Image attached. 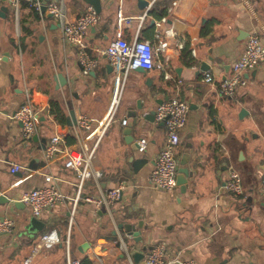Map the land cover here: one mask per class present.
Segmentation results:
<instances>
[{"label": "crops", "instance_id": "crops-1", "mask_svg": "<svg viewBox=\"0 0 264 264\" xmlns=\"http://www.w3.org/2000/svg\"><path fill=\"white\" fill-rule=\"evenodd\" d=\"M63 1L70 17L89 6L83 0ZM156 1L101 0L99 21L85 38L87 50L98 63L84 74L77 47L63 43L53 17L47 14L41 21L39 14L27 15L24 25L29 31L23 32L20 19L31 13V8L21 9L15 29L9 20L13 15L9 5L0 0V6H7L5 15L0 16V54L9 53L6 60H0V188L10 199L0 204V216L9 215L15 221L12 233L0 235V264L14 262L18 253L29 254L23 259L33 258L41 249L40 234L49 232L45 228L51 221L65 225L63 236L55 229L60 241L45 247L51 256L61 258L60 264H75L84 256L93 264H130L121 241L131 253L133 264H143L146 250L160 242L171 264L188 260L193 264H264V196L260 192L264 174V62L245 73L246 84L231 96L221 95L213 83L205 82L206 69H200L205 62L216 79H223L243 51L248 34H258L264 45V0H176L175 5L171 4L173 0H166L162 28H171L184 38L187 53L182 55L183 46L169 49L166 70L155 59L151 69L128 71L114 119L94 150L92 163L101 171L100 178L84 180L73 212L68 199L37 218L44 222L39 232L28 229L32 217L28 208L11 201L20 192L44 183L42 172L37 170L43 164L41 139L47 142L59 131L73 135L68 121L61 124L49 113L51 98L59 100L69 121L71 110L74 115L81 113L95 121L104 117L109 97L107 89L100 87L113 73L106 57L96 50L115 37L118 13L129 18L123 24L125 39L138 36L153 40L155 25L151 21L158 17L151 11H158L154 8ZM148 8L149 12L139 19ZM57 72L67 79L58 88L54 80ZM28 95L43 106L36 140L24 139L20 123L9 118ZM173 96L189 104L175 157L178 166L186 167L191 174L185 186L163 190L151 186L148 176L166 139L164 125L155 122L154 114L139 119L131 134L136 142L147 140L143 151L132 150L122 129L131 121L129 113L137 109L138 101L144 114ZM122 117L127 118L125 125L119 122ZM94 141L96 137L89 144ZM68 144L75 146V139ZM12 163L22 168L11 172ZM51 167L64 180L62 190L73 196L76 175L62 161ZM231 167L242 177L243 192L236 197L224 188ZM118 185L122 193L111 215L96 210L94 203L85 199ZM139 221L138 242L116 228L119 222L136 226ZM84 242L89 243L87 249L81 247ZM143 247V257L135 263L132 255Z\"/></svg>", "mask_w": 264, "mask_h": 264}, {"label": "built area", "instance_id": "built-area-1", "mask_svg": "<svg viewBox=\"0 0 264 264\" xmlns=\"http://www.w3.org/2000/svg\"><path fill=\"white\" fill-rule=\"evenodd\" d=\"M1 1L9 5L15 17L17 28L23 3L28 8L37 11L41 21H43L45 15L49 14L54 18L60 30L63 43L77 47V59L82 73L87 74L96 67L98 60L96 57L90 55L85 44L87 32L99 21V13L92 6L89 5L78 15L70 17L63 0H51L47 2L43 0ZM171 4L175 5L176 0H173ZM42 6H44V11H41ZM144 15L145 13L139 15L138 18L142 20ZM127 22H129V18L122 17L118 13L115 37L109 40L103 49L96 50L106 57L108 63L111 65L114 78V87L109 96L107 113L96 121L81 113L74 115L75 122L71 125L70 132L74 136L75 146L67 143V132L59 131L54 133L42 148L43 164L37 169L42 172L44 183L24 190L17 197L11 199V201L23 203L35 218H40L45 212L67 202L68 199L72 201L73 212L77 200L81 196L84 180L89 177H94L96 180L100 178L101 171L96 169L92 163L94 150L98 139H100L107 126L114 119V114L120 101L123 81L128 71L138 67L151 69L154 66L155 59L158 60L159 66L163 70H166L169 60L168 50L180 48L184 44V38L177 35L173 29L162 28L165 22L164 16L154 19L153 40L138 38V36H135L130 41L125 39L123 37V24ZM262 62H264V45L260 42L258 34L252 32L247 35L243 51L233 61L229 72L223 79H216L211 70L206 69L203 71V80L213 83L221 95L231 96L236 92L237 87L246 84L245 73L251 71ZM164 73L167 76V73ZM42 110L43 106L33 100L31 95H28L25 101L9 114L10 119L20 123L21 135L24 139L29 140L34 134H37L40 123L39 114ZM188 112V102L176 96L163 100L154 109L155 122L163 123L166 132L165 142L159 150L148 176V182L154 188L172 190L176 186L178 162L175 157V147L179 142L180 132L186 124ZM119 122L125 125L127 118L122 117L119 119ZM94 137H96V141L91 146L89 141ZM137 144L138 150L143 151L147 140L140 138L137 140ZM56 161H62L64 167L70 169L76 175L75 193L71 197L62 190L61 182L64 181L63 178L51 167ZM21 168L22 165L12 163L10 171H19ZM16 183L17 181L12 186ZM224 188L235 197L242 194V177L237 169L229 168ZM260 192L264 196V174L261 177ZM121 193L122 186L118 185L101 192L99 196L85 197V199L92 201L96 210L103 209L111 215L112 206L121 197ZM2 194L5 195L4 191L0 188V195ZM14 225L15 221L11 216H0V235L12 233ZM59 241V235L53 229L47 233H43L39 237L38 246L51 247ZM121 244L129 263L133 264L131 253L123 241H121ZM165 252L166 249L163 242L154 244L146 250L143 264H171L165 258ZM177 264H193V261H177Z\"/></svg>", "mask_w": 264, "mask_h": 264}, {"label": "water", "instance_id": "water-1", "mask_svg": "<svg viewBox=\"0 0 264 264\" xmlns=\"http://www.w3.org/2000/svg\"><path fill=\"white\" fill-rule=\"evenodd\" d=\"M85 3H87L88 5L92 6L96 12H100L101 11V0H83ZM143 5H146L148 3L146 2H142ZM5 11H7V6L6 5H1L0 6V16H4L5 15ZM41 11H44V6L41 7ZM149 12V8L145 11V14ZM48 16H50L48 14ZM154 20L151 21V24H153ZM13 45L15 46V43H13ZM8 52H2L0 54V60H6L7 57H8ZM108 69L111 71V65L108 64L107 65ZM209 68V65L205 62H202L201 63V66H200V69L201 70H204V69H208ZM138 70H141V71H144L143 68L141 67H138L136 68ZM224 78V76H223ZM54 80L56 82V88L60 87V86H63L67 83V79L66 77L61 73V72H57L55 75H54ZM141 110H142V104L139 103L138 101V105H137V109L136 110H132L130 113H129V117L131 118V121L129 122V124H127L126 126L123 127L122 131L123 133L125 134V140L128 142V143H131L132 145V150H138V144L136 142V140H134V136L131 134V131L133 129V127L137 126L138 123H139V119L143 118V119H149L147 118V114H151L153 115L154 114V111L153 110H150L149 113H141ZM70 115H71V121L68 120V123L69 125H72L74 124L75 122V117H74V113H73V110L70 111ZM163 124V123H162ZM127 136H129L128 138L130 139H127ZM38 138V135L37 134H34L32 136V139L36 140ZM41 148L44 147V144L46 142V139L45 138H42L41 139ZM191 172L188 171V169L184 166H178L177 167V174H176V185H184L186 184L187 182V176L190 175ZM10 202V199L9 197H7L6 195L2 194L0 195V204H5V203H8ZM15 203V205L17 204H23L19 201H13ZM243 206H245V203H243ZM249 209V207H248ZM250 210V209H249ZM141 225V221H139L138 225L136 226H133L132 224L130 223H122V222H119L116 224V228L117 229H120V230H124L126 231L128 234L132 235L133 237V240L135 242H138L140 241L141 239V236L139 234V230L137 229L139 226ZM44 227V222L38 220L37 218L35 217H30L29 219V225H28V229L31 231V232H39L43 229ZM113 235H115V230L112 231ZM89 246V243L88 242H84L82 244L81 247H83L84 249H87ZM79 250H81V248L79 247L78 248ZM146 247H143L142 251H136L133 253V261L135 263L139 262V260L143 257V251H145Z\"/></svg>", "mask_w": 264, "mask_h": 264}, {"label": "trees", "instance_id": "trees-1", "mask_svg": "<svg viewBox=\"0 0 264 264\" xmlns=\"http://www.w3.org/2000/svg\"><path fill=\"white\" fill-rule=\"evenodd\" d=\"M27 5L25 3L22 4V8H26ZM155 9H157L158 11H151V13L160 18L162 16H166L167 15V6H166V0H157L154 6ZM30 9V8H29ZM30 11H32L31 13L28 14H23V16L20 19V24H21V29L23 30V32H28L29 31V27H26L24 25V22L26 21L27 15H33V16H37L38 12L31 9ZM208 31V29H207ZM143 38V37H140ZM187 49H188V45H184L181 49V53L184 56V53H187ZM189 53V52H188ZM192 62V60L188 61V64H190ZM49 113L54 117V119L61 123V124H65L66 121H68V118L66 117V115L63 112V109L61 107V104L59 102V100L55 99V98H51L50 100V107H49ZM66 141L68 143H72L74 141V136L71 134H67L66 136ZM77 264H93L92 260L90 258H88L87 256H84L82 258H80L78 260Z\"/></svg>", "mask_w": 264, "mask_h": 264}, {"label": "rangeland", "instance_id": "rangeland-1", "mask_svg": "<svg viewBox=\"0 0 264 264\" xmlns=\"http://www.w3.org/2000/svg\"><path fill=\"white\" fill-rule=\"evenodd\" d=\"M9 20H10V23L14 26V28L17 29L14 15L10 14ZM113 87H114V78L108 77L106 79V81H104V83L101 85L100 88L107 89L106 95H107V97H109L112 93ZM109 126H110V124L107 126L106 130L109 129ZM64 226L65 225H63L62 223H59V222L57 223V222L51 221L46 226L45 232L51 231L53 229H59L58 231L60 232L61 236H63L62 234L64 231ZM42 234L43 233H41L40 235H42ZM39 236H37L36 241H37ZM27 254L28 253H25V252L22 253V255H20L18 253V255L15 257L14 262H5L4 264H14V263H16V264H55V261H58L57 264H60L59 262L61 261L60 257L55 256L56 257L55 258L54 256H51L48 249L45 247H41V249L38 251V253H36L35 256L33 255L34 256L33 258L31 257V259H29L27 257L28 259L27 258L23 259V256H25ZM27 256H29V254ZM31 256H32V254H31Z\"/></svg>", "mask_w": 264, "mask_h": 264}]
</instances>
